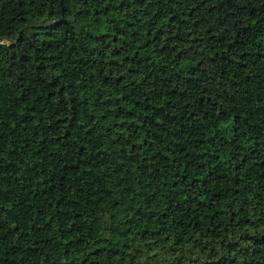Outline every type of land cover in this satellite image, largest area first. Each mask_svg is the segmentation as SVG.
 <instances>
[{"label": "trees", "instance_id": "obj_1", "mask_svg": "<svg viewBox=\"0 0 264 264\" xmlns=\"http://www.w3.org/2000/svg\"><path fill=\"white\" fill-rule=\"evenodd\" d=\"M0 264H264V0H0Z\"/></svg>", "mask_w": 264, "mask_h": 264}]
</instances>
